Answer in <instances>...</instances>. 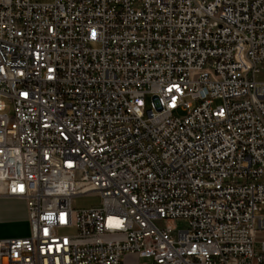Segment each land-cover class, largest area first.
<instances>
[{"label":"built area","instance_id":"obj_1","mask_svg":"<svg viewBox=\"0 0 264 264\" xmlns=\"http://www.w3.org/2000/svg\"><path fill=\"white\" fill-rule=\"evenodd\" d=\"M263 67L264 0H0V264H264Z\"/></svg>","mask_w":264,"mask_h":264},{"label":"rangeland","instance_id":"obj_2","mask_svg":"<svg viewBox=\"0 0 264 264\" xmlns=\"http://www.w3.org/2000/svg\"><path fill=\"white\" fill-rule=\"evenodd\" d=\"M258 81H264V67L263 73L258 76ZM146 104L148 108H151V98L147 96ZM222 105L221 100H216L214 102V107ZM101 199L97 196H83L74 199L73 206L77 209L80 208H91L99 206ZM28 218V209L27 205L23 201H15L11 199L0 198V240L11 239L18 234L16 231L18 229H26L25 220ZM158 226L164 228L167 226L166 222H158ZM176 229L184 227V224L181 222H175L172 225ZM259 242L264 241V234L259 235ZM257 248H260L258 244ZM143 259H138L131 255H126L124 257L125 264H133L135 262H143Z\"/></svg>","mask_w":264,"mask_h":264},{"label":"crops","instance_id":"obj_3","mask_svg":"<svg viewBox=\"0 0 264 264\" xmlns=\"http://www.w3.org/2000/svg\"><path fill=\"white\" fill-rule=\"evenodd\" d=\"M0 198H2V197H0ZM4 199H9V198H4ZM11 200L22 201V200H16V199H11ZM25 224H26V227L27 228L24 229V230H21V229L16 230V231H19V232H17L18 234H16V236L14 238H23V237L29 236V234H30V227H29V220H28V218H27V220H25Z\"/></svg>","mask_w":264,"mask_h":264}]
</instances>
